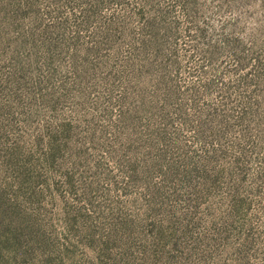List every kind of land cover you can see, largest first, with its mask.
Returning <instances> with one entry per match:
<instances>
[{"label": "rangeland", "instance_id": "obj_1", "mask_svg": "<svg viewBox=\"0 0 264 264\" xmlns=\"http://www.w3.org/2000/svg\"><path fill=\"white\" fill-rule=\"evenodd\" d=\"M0 264H264V0H0Z\"/></svg>", "mask_w": 264, "mask_h": 264}, {"label": "trees", "instance_id": "obj_2", "mask_svg": "<svg viewBox=\"0 0 264 264\" xmlns=\"http://www.w3.org/2000/svg\"><path fill=\"white\" fill-rule=\"evenodd\" d=\"M157 21L155 22V25L156 27L160 30L161 28H163V32L162 33V37H167L169 34L171 35L172 34V31H174V25L172 23H167V21H165V18H158L156 19ZM201 29V28H200ZM199 33L202 34V29L199 30ZM150 37V36H149ZM151 44L148 43L145 47H151L150 46ZM148 50V48H141V51L140 53H145L146 51ZM155 56L157 57L158 54H159V50L158 49H155L153 50ZM144 57V56H143ZM139 71H142V72H147L151 75H154V71L156 73H160L159 71L161 70V65L160 63H144L142 64L139 68H138ZM151 98L154 99V97L152 96ZM143 99V98H141ZM151 99V100H153ZM174 99V93H171V91H166L165 92V96H164V99H163V103H167L168 101H172ZM142 101L144 100H140V110L138 112H140L141 114H147L148 112L152 111L154 109L153 107V103L152 101L150 102H146V105L142 103ZM178 108V106H177ZM147 115H150V114H147ZM53 148V143H48V152H50ZM184 178H185V181H190L191 178L189 177L190 174L189 172L187 171H184ZM103 250H104V247H103Z\"/></svg>", "mask_w": 264, "mask_h": 264}]
</instances>
